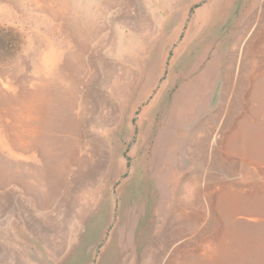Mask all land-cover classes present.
Wrapping results in <instances>:
<instances>
[{
  "label": "rangeland",
  "instance_id": "obj_1",
  "mask_svg": "<svg viewBox=\"0 0 264 264\" xmlns=\"http://www.w3.org/2000/svg\"><path fill=\"white\" fill-rule=\"evenodd\" d=\"M50 2L0 0V79L11 85L7 95L0 83L2 106L9 107L18 98L14 95L29 92L40 82L41 51L57 48L37 30L40 19L49 15L45 7ZM164 2L122 0L120 17L127 18L130 29L139 23V16L147 17L152 24ZM189 2L184 0L166 25L165 31L178 33L175 39L166 36L157 40L144 30L145 37L154 40L153 48L138 80L123 77L125 117L119 118L116 129L105 128L107 137L93 118L83 120L82 125L79 122L75 132L77 118L66 111L68 103L60 101L63 112L55 107L42 122L45 125L43 137L36 144L37 153L16 151L12 157L0 150V174L4 178L0 180L4 182L0 185V264H130L133 255L138 258L133 264H167L170 251H197L201 245L191 242L199 244L197 240L216 229L217 223L211 221L206 226L202 218L203 200L224 187L248 195L262 190L248 200L227 191L221 201L220 219L227 236L223 250L233 261L264 262V223L240 220L246 216L264 217V164L262 170H257L250 162L244 163L236 153L238 138L219 151L215 145L216 137L235 128L239 137L262 140L259 144L264 154V116L254 117L261 104L251 95L255 83L264 85V44H258L254 57L245 54L258 40L255 33H264V0H201L193 6ZM91 3L92 12H104L98 24L85 23L84 8L72 10V14L71 10L60 12L57 7V20L79 36L87 26L93 28V35L83 43L87 56L94 60L105 57L110 63L109 53L115 43L111 18L116 16L110 15V10H119L110 0ZM204 8L208 11L195 20ZM193 29L200 31L174 59L175 50ZM220 59L224 82L218 75ZM124 64L127 68L128 63ZM229 66L235 79L226 78ZM84 77L80 76L82 80ZM206 79H212L207 87ZM94 81L90 78L77 91L93 97L103 94V88ZM45 91L41 89L39 95ZM144 96L147 99L142 101ZM155 98L158 103L153 106ZM188 98L198 101L189 104ZM227 106L232 118L221 129V114ZM146 108L149 112L141 119ZM180 112L185 115L180 117ZM188 146L194 157L186 152ZM228 150L230 153L223 155ZM89 154L92 159L86 157ZM64 162L70 167L63 171ZM211 180L216 183L207 193L202 188L205 181ZM241 203L256 210L242 213ZM198 213L200 218L195 219ZM86 219L74 242L82 227L79 221ZM48 251L59 258L61 254V259L52 258Z\"/></svg>",
  "mask_w": 264,
  "mask_h": 264
},
{
  "label": "bare ground",
  "instance_id": "obj_2",
  "mask_svg": "<svg viewBox=\"0 0 264 264\" xmlns=\"http://www.w3.org/2000/svg\"><path fill=\"white\" fill-rule=\"evenodd\" d=\"M163 1L166 2V5L165 2L162 3L161 6L162 9L157 10L152 24L148 23L149 21L147 17L139 16L140 17L139 23L130 29L128 28L130 25L128 23L127 18L120 17L122 16L121 15L122 0H110L112 5H116L118 7L117 10H119L113 13L110 10V15L116 14L115 17L111 18L114 34H115V43L113 42L114 44H112L111 46L112 48L109 53L110 56L112 57V61L110 63L105 57H100L97 60L96 59L94 60V57L90 55L87 56V52L85 51L83 43H84V39L88 40V38L91 37V35H93L92 34L93 28L91 27L88 28L87 26L85 31L83 30L84 31L83 35L79 36L77 33L69 30L65 25V23L58 22L59 19L57 20L58 18L57 7L60 8L59 9L60 12H65L66 10H71V12L73 10L77 12L78 9L84 8L86 11V13H84L85 23L87 25L92 24V26H94L95 23L98 24V21L102 19L101 15H104V12L100 14L98 12H92V6H90L92 4L91 0H51L50 3L46 4L45 9L46 11H49V15H46L45 16L46 18L40 19L41 22L38 23L39 26L37 25L38 26L37 30L41 31L45 36L50 38V40L54 42L53 46L56 45L57 48L56 49L51 48L41 51V57L39 59V63L41 67L40 74H42L43 77L41 78L40 82L37 83V85L34 84L32 86L31 91L29 92L23 91L25 94L22 93L19 95H14L13 98H17V97L18 98L16 99L15 102L11 103L9 107L6 105L2 106L0 104V150L7 152L12 157H14L13 154L16 153V151L20 152V151L31 150V152L37 153L39 151L38 150L39 148L36 146V144H38L43 137V125H45L42 122L45 121L48 111H51L55 107L60 112H63V107H60V101H66L68 103V107L66 108V111L68 112V114H73L77 118L76 119L77 121L75 123L76 126L73 127L75 129V132H77V130L79 129V125H78L79 122L82 125L83 120H91L92 118L95 119L101 125L100 128L103 129L102 133H105L106 137L108 135L106 133L105 128L113 127L114 129H116L119 118L121 116L123 118L125 117L124 97L126 93H125V84H123V77L124 80L125 77H128L129 79H132L133 82L138 80L140 77L139 74H141V68L144 67L143 65L145 63V59L150 54V50L153 48L154 40L150 38L147 39L145 37L146 35H144L143 33L144 30L150 31L152 33V36L156 37L157 40L162 39L163 37L166 38V36L167 38L172 37V39L173 38L175 39V37L178 36V33L174 32V30L171 31L170 29H168L167 31H165V29H166V25L170 21L171 14H173L176 11L178 12L180 11L182 2L184 0H163ZM200 1L201 0H190L188 5L193 6L199 3ZM125 3L126 2H124V7L127 6L125 5ZM261 8L264 9V7ZM106 10L107 7L105 9V12ZM206 11H208L207 8H204L203 10L199 11L198 16L196 17L195 20L201 19ZM107 13H109V11ZM105 18L109 19L107 16H105ZM261 22L262 21H260L259 24ZM105 23H107V21H105ZM255 34L257 35L258 40L256 41V43L252 42L253 45L250 44L248 50L245 53L252 55V57H254L255 53H257L256 49L258 47V44H260L261 46L264 44V33L257 32ZM189 37L190 36H187V38ZM105 39H107V37ZM98 42L99 41H97V43ZM100 43L102 46L103 43L102 42ZM124 44H128V46H125ZM124 63H128L127 68ZM230 66L228 68L226 67L225 69L227 80L236 78L233 77ZM263 73L264 70L261 73V75ZM81 75H85L83 80L80 78ZM90 78L92 81L96 79V84L100 85L103 88V94H99V96L95 95L93 97L92 94L90 93L87 94L85 91L82 92L77 91L78 89L83 88L82 86L87 85L89 83ZM0 83H2L1 84L2 90H4V92L7 95L10 94L11 85L10 84L7 85L2 79H0ZM247 85H249V80ZM255 86L256 88L251 92V95L253 96L254 99H257L258 102H260L261 104L254 112L255 113L254 117L257 119L260 116H264V85L259 86L258 84L255 83L253 85V88ZM41 89H45L46 94L39 95ZM99 92L100 91H98V93ZM231 111L232 110H230V106H227V108L221 114L222 116L221 119H223L224 121L221 122L218 128L222 129L225 127V125L228 126V123L232 118ZM11 115L14 117V121ZM237 135L238 133H236V129L233 128L230 130V132L227 135L225 134L223 135V137L222 136L216 137L215 145H217L218 151L219 148H221V146L223 149L228 147L227 146L228 144H230L229 146H231L232 140L234 138H238L236 143H238L239 145H236V147L238 148L239 152L236 153L241 155L242 157L241 160L244 163H247L248 161L251 163V165H255V168H257V170H262L264 164V154L262 152L261 144H259L261 143L262 140L257 139L255 137L249 139V138L239 137ZM229 153L230 150L223 153V155L227 156ZM82 157H80L82 162L87 163L86 159ZM86 157L91 158L92 156L89 154ZM214 157L216 158V156ZM226 163L227 162H225V164ZM68 167L70 166L66 162L62 164L63 171ZM0 180H4L1 174H0ZM87 181L90 180L87 179ZM215 183H216L215 180H211L207 182L205 181V188H202V190L208 193L210 189L214 187ZM3 184L4 182L0 181V185ZM196 189L199 190L198 188ZM227 191L234 192L235 194H238L239 197L245 198L246 200L250 199L252 196H259L261 194L260 192H262V190L259 189L258 191H256L255 194L253 193L248 195L247 192L245 191L239 190L238 192H236V191H231V189H228L227 187L226 188L224 187L218 189L216 193L210 192V197L206 195L205 196L206 198L203 200L204 212H202L203 213L202 218H204L205 221H207L206 226L210 225L211 221L217 223L218 225H216V229L215 230L213 229V231H211V235L209 234V236H205L204 234V237H201L199 240H197L198 242H200L199 244L196 241L191 242L197 246L201 245L200 249L197 251H193V252L189 251V253L187 252L186 254H182L181 251L172 249L173 251H170L169 261L167 264H240L237 261H233L230 254L228 255V253H225L223 250L224 248L223 242L227 239V236L224 235V230L222 229V219H220V217L222 216L221 201ZM212 194L213 196H211ZM241 206L242 207L240 208V211H242V213H247L246 211L250 209V207H247V204L241 203ZM255 210L256 209L249 211L254 212ZM179 217H182V215ZM198 218H200V213L195 215V219ZM240 220L245 221L248 224L264 223V217H259V216H246L241 218ZM81 231L82 230L80 228L78 232ZM187 242L189 241L187 240ZM46 248L48 250L49 246H47ZM49 254L54 259L57 260L61 259V254H60V258L53 255L50 252ZM28 263L31 264V261H29ZM262 264H264V262Z\"/></svg>",
  "mask_w": 264,
  "mask_h": 264
},
{
  "label": "crops",
  "instance_id": "obj_3",
  "mask_svg": "<svg viewBox=\"0 0 264 264\" xmlns=\"http://www.w3.org/2000/svg\"><path fill=\"white\" fill-rule=\"evenodd\" d=\"M201 10H203V9H201ZM196 31H200V29H198V30H195V29H193V30H191V32H190V30H188V32L186 33V35H185V38H184V43H182L176 50H175V53H174V55H175V57H174V59H178L180 56H181V54H182V52L184 51V49L188 46V44H190V42H191V40H192V38L194 37V33L196 32ZM181 36V35H180ZM180 36L178 37V38H180ZM187 36H190L189 38H187ZM218 67H217V69H218V75L223 79V82H224V72H223V62H222V60L220 59L219 61H218ZM159 73V72H158ZM210 81H212V79H209ZM208 79H206L205 81H204V86L205 87H207L209 84H210V81H209ZM223 86H224V83H223ZM223 86H222V94L221 95H223ZM160 97V95L158 96V98ZM145 99H147V96H144L143 97V99H142V101L144 100L145 101ZM221 99H222V97H221ZM220 99V100H221ZM141 101V102H142ZM198 101V98H193L192 100H190V98H188L187 99V103H189V104H192V102H194V103H196V102ZM191 102V103H190ZM156 103H158V100L155 98L154 100H153V106H154V104H156ZM147 112H149V108H146V109H144L143 110V112L141 113V119H143V118H145L146 116H147ZM185 115V113L184 112H180L179 113V116L180 117H182V116H184ZM188 116L189 117H192L191 116V114L190 113H188ZM197 127H199V125L197 126ZM195 130V128L193 129V131ZM193 131L192 132H189V134H188V143H190L191 141H190V136H191V134L193 133ZM183 137V136H182ZM186 152H188V153H192V150H190V147L188 146V147H186ZM191 156L192 157H194L192 154H191ZM89 218V217H88ZM85 221H87V219L86 220H82V221H79V222H81L82 223V227H81V230H83V225L85 224ZM79 222L77 221V224H79ZM76 224V225H77ZM81 233H82V231L81 232H78L76 235H75V239H74V242H76L78 239H79V237H80V235H81ZM138 258H136L134 255L132 256V258H131V260H130V264H133L136 260H137Z\"/></svg>",
  "mask_w": 264,
  "mask_h": 264
}]
</instances>
